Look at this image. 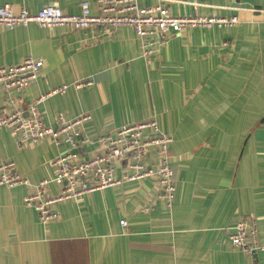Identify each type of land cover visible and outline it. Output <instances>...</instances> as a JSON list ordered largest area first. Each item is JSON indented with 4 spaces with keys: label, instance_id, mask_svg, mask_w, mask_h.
<instances>
[{
    "label": "crops",
    "instance_id": "obj_1",
    "mask_svg": "<svg viewBox=\"0 0 264 264\" xmlns=\"http://www.w3.org/2000/svg\"><path fill=\"white\" fill-rule=\"evenodd\" d=\"M82 1L0 0V6L35 11L53 4L75 14ZM87 1L95 13V0ZM165 6L176 16H235L237 23L184 28L145 56L127 26L113 33L0 26V66L26 56L42 61L36 81L11 90L17 106L67 85L38 110L52 127L60 114L89 116L79 126L88 140L76 148L86 159L102 152L99 137L156 119L172 138L176 186L170 209L156 182L145 178L57 203L58 218L48 224L24 204L30 187L0 186V264H264V251L251 257L228 239L237 220L250 216L264 245V0H171ZM69 149L50 139L19 147L9 129L0 130V162H12L32 182L52 178V160ZM123 171L117 164L115 176ZM57 192L51 184L49 193Z\"/></svg>",
    "mask_w": 264,
    "mask_h": 264
},
{
    "label": "built area",
    "instance_id": "obj_2",
    "mask_svg": "<svg viewBox=\"0 0 264 264\" xmlns=\"http://www.w3.org/2000/svg\"><path fill=\"white\" fill-rule=\"evenodd\" d=\"M149 6L139 5V0H95L96 12H92L89 1H82L80 11L75 14L64 12L59 6L47 4L35 11L20 8L15 11L12 4L0 6V26L14 29L18 26L36 24L44 28L60 27L70 30L101 28L113 33L117 28L130 27L140 42L142 54L151 55L176 33L187 27H230L237 18L205 15H181L169 13L165 4L171 0H152ZM191 4V3H189ZM197 6V5H195ZM42 61L26 56L19 63L0 66V130L9 129L15 137L16 145L21 147L50 139L55 144H65L70 149L52 160L54 176L32 182L21 176L10 161L0 162V186L12 188L25 185L31 192L23 201L32 207L42 224H48L58 218L56 204L68 200H77L93 191L120 184L124 181H136L152 178L158 188V197L166 208L172 207L176 186L174 172L170 165L169 149L171 136L164 132L154 118L119 126L113 135L97 139L102 152L90 158H82L77 146L88 139L81 136L79 126L89 118L81 114L68 119L57 116V127L42 122L38 104L53 94H61L68 88L62 85L46 93L23 107L17 106L10 95L11 90H23L36 81ZM89 80L74 82L75 87L90 84ZM117 164L125 171L115 176ZM53 184L58 188L56 194L49 193ZM122 226L126 225L121 220ZM228 239L232 245L247 255L255 257L264 251L259 242L257 221L250 216L239 218L231 228Z\"/></svg>",
    "mask_w": 264,
    "mask_h": 264
}]
</instances>
